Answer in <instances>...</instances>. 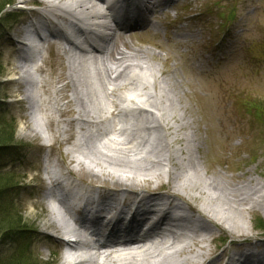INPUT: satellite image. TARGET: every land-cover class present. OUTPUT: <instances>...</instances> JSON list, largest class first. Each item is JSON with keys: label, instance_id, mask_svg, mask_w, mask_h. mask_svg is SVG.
Wrapping results in <instances>:
<instances>
[{"label": "rangeland", "instance_id": "374dc122", "mask_svg": "<svg viewBox=\"0 0 264 264\" xmlns=\"http://www.w3.org/2000/svg\"><path fill=\"white\" fill-rule=\"evenodd\" d=\"M45 1L14 0V7L6 10L16 11V16L10 19L15 21L16 26L10 23L0 34V64L4 67L0 95L7 98L5 102L9 105V113L18 123L16 140L21 143L20 150L25 154L23 164L9 168V171L18 177L13 182L17 193L11 194L18 207L19 226L31 231L26 234L29 237L26 250L29 262L57 264L64 248V243L53 237L57 229L53 221L57 216L49 203L56 202V198L50 199L46 194L51 177L76 180L77 187L72 194H115V198L120 195L131 198L133 192H143L149 195L156 193L160 200L172 196L180 209H172L170 217L173 214L185 215L191 221L211 229V235L206 238L209 251L192 264H227L241 253L242 239L257 237L264 242V232L256 231L254 227L255 219L264 223V117L256 119L255 111L246 106H249L248 102H256L264 107V63L259 62L264 51L261 45L264 38V0H172V4L160 6L148 15L145 24L128 27L120 33L124 45L119 43L116 49L141 55L148 51L144 56L155 72L138 73L139 81L147 86V90L155 89L151 88L152 82L157 87L167 81L168 95L174 108L167 121L172 127L170 130L161 127L150 129L154 124L145 116L156 115V112L148 107L143 96L132 93L129 88L120 90L117 95L125 98L135 96L132 99L140 108L133 109L125 101H118L117 108L128 111L129 115L113 117L112 109L94 76L92 63H84L80 75L93 83L98 107L103 111L95 115L94 107L88 106L90 114L84 115L75 105L69 104L71 92L66 89L58 103V108L65 110L57 117L51 109L53 104H50L52 91L66 83L67 65L73 63L59 47H52L44 56L38 72L29 74L28 79L22 81L21 72L31 64L24 58L22 31L30 22L42 19L41 15L47 10ZM63 1L55 2L57 10ZM224 6L235 7L237 20L232 25L228 24L223 13ZM101 10L99 5L98 13ZM63 41L60 37L59 42ZM80 54L73 56L79 58ZM129 75L133 76V73ZM100 79L103 81L104 77L101 75ZM34 85L37 88L36 97L28 102L23 95ZM79 89L85 96L86 88ZM36 107L37 122L43 119L45 125L34 132L31 130L30 113L35 112ZM139 109L146 111L139 113ZM102 117L108 120L99 124ZM113 123L124 130L131 125L150 129L126 130V137L134 139L136 143L139 139L142 141L136 145L134 156L127 157L125 162L150 165L157 159L160 150L165 148L182 167L187 168L188 159H191L196 171L188 172L193 182L218 179L225 193L224 187L246 183L256 206L250 211H247V206L241 210H225L227 219H232L238 226L231 228V221H225L222 229H216V220L204 210L203 204L171 184L167 176L171 165L164 167V163L153 167L162 175L161 179L141 189L85 183L83 180L91 175L78 171L70 163L67 152L80 144L81 134L87 136L88 146L95 151L103 150L102 146L112 151L115 146L109 139L114 135L108 133V142L94 135L97 124L109 129ZM92 154L99 157L95 152ZM108 154L113 160L121 159V155L114 152ZM74 155L86 160L84 155ZM87 158L90 160L94 157L89 155ZM0 160L3 161V158L0 157ZM90 161L85 162V167L96 171L97 168ZM121 172L118 169V173ZM160 188L164 192L160 193ZM53 189L60 195L62 191L69 190L58 185ZM216 198L219 206H229L223 192L217 194ZM62 200L74 215V211L66 206L63 196ZM61 210L63 219L62 206ZM229 230L233 233H229ZM8 247L0 243V257L7 253ZM245 248L246 244L243 252Z\"/></svg>", "mask_w": 264, "mask_h": 264}, {"label": "bare ground", "instance_id": "6f19581e", "mask_svg": "<svg viewBox=\"0 0 264 264\" xmlns=\"http://www.w3.org/2000/svg\"><path fill=\"white\" fill-rule=\"evenodd\" d=\"M56 1L59 0L45 1L46 3H44V5L46 4L45 7L47 10L44 15H41L42 19L63 17V15H58L56 13ZM134 1L135 2L132 1L131 3H134L135 5L139 2V0ZM76 2L79 9H85V11H87V16L90 20H99L101 18L98 17V6L103 4V1L76 0ZM140 2L144 9L143 12L145 13V18L139 21V25L145 24L148 15L153 14L154 10L160 6L172 4V0H141ZM124 15L126 16L127 13L124 12ZM133 24L131 25L133 27L139 26ZM126 27L116 26L115 30L112 32L109 25L106 27L105 30L108 32L109 37L105 48L102 51H97V48L91 47L92 53L100 55L98 58L87 55L84 50L80 51V57L76 58L73 56L75 54L60 47L66 52L69 61H72L73 63L67 65V72L65 73L66 77L64 78L66 83L61 86L60 89L57 88L52 91L50 104H53L51 105V109L57 117H60L62 111L65 110L59 109L58 103L61 93L66 89L71 92L69 104L72 103L75 105L76 109L84 115L88 116L90 114V111L87 110L88 106L94 107L92 109L94 111L93 114L95 115L101 114L103 111L98 107L93 83L88 81L86 77L80 75L84 63H92L94 65V76L98 80L104 98L112 109L111 115L113 117L116 118L119 114L125 116L129 115L128 111L119 110L117 108L118 101H126L124 96L119 97L117 93L122 89L129 88L132 93L138 96H143L148 107L156 112V115L149 114L148 116H145L146 118H150L154 124L150 129L160 127L169 130L172 129V127L167 124V121L172 116L174 110L173 101L168 95L167 81L162 82L163 85L160 86L159 84L157 87H155V83L152 82L151 88H155L152 91H148L147 86L139 81V72H155V68L149 63L148 58L144 56L148 51H145L143 53L144 55H141L136 52L134 53L133 51L129 52L122 49H116L119 43L124 45L120 33L126 31ZM130 73H133V76L129 75ZM101 75L104 77L103 81L100 79ZM81 87L86 88L85 96L84 93H82V90L79 89ZM85 97H87V99ZM25 99H29L28 102L32 100L28 96ZM139 111V113H142L146 110L139 109ZM37 113V107L35 112L33 111L30 113L32 123L30 124L31 130L34 132L45 125L43 119L42 121L38 120L39 123L37 122ZM107 120V118L102 117L99 124H104ZM179 120L183 121L182 117H179ZM84 123L85 122H83V124ZM99 124L96 125L94 136L101 137L108 142V133L114 135L113 138L109 139V141L114 144L113 146H115L112 151L106 150L104 146L101 147L103 150L100 152L95 151L88 146L86 142L87 136L85 137L84 134H81L80 144L76 146V148H73L72 151L67 152L66 155L69 158L70 163L74 164L78 171H84L91 175L89 178L87 177L83 180L85 183H89L91 186H113L116 188L129 186L131 188L141 189V187H146L153 181L161 179L162 175L157 173L153 167L155 166L157 168L164 163V167L171 165V168L167 173L171 184L182 189L195 200H199L203 204L204 210L216 220V224L214 225L216 229H222L225 221H231V228L235 229L238 226L235 225L236 222L232 219H227L225 216V210H241L243 206H247V211H250L256 206L251 195L252 191L246 183L231 184L230 188L224 187V190L226 191L225 193L222 190L223 187L219 184L218 179L205 182H201V180L193 182L194 179L190 178L188 172L189 170L196 171L193 163L190 161L191 159H188L189 163H187V168L182 167L174 158V155L165 148L160 150L159 156L157 159L155 158L150 165H142L141 163H136V165H134L125 162L127 157L134 156V153L137 152L136 145L142 141L139 139L136 143L134 139L126 137V130L134 132L144 129L145 131H148L150 129H146L143 126L131 125L124 130L119 129L115 123L111 124L109 129H106L107 126L101 127ZM182 125L185 124L183 123ZM80 126L82 128V124H80ZM60 132L61 131H58V133ZM81 138H83V140ZM62 141L64 140L62 139ZM167 143L168 142L166 141V144ZM79 149L84 152L81 153ZM94 152L96 155L98 154L99 157L94 156L92 154ZM109 152L121 155V159H119V161L113 160L109 156ZM75 153H79L81 156L84 155L83 157H85L86 160H82L79 155H74ZM89 155L94 157L93 159H90L91 161L87 158ZM86 161H90L97 170L94 171L93 169L86 168ZM118 169L122 171L121 174L118 173ZM50 179L46 193L47 197L50 199L56 198L58 205H61L64 208L65 217L62 221L65 223V226H67V221L72 219L73 215L70 209L66 208L63 204L61 195L56 193L53 188L57 186L58 183L66 184L65 187L69 188L68 192L71 193L73 192V189H76L77 187L76 180H57L52 177ZM222 192L224 193L228 202L227 205L229 204V206L222 207L217 204L218 199L216 196ZM157 197L156 193H153L152 195L147 194V196L141 198L138 203H144V200H148L149 198L157 200L159 199ZM126 198V200L129 201L130 198ZM108 199L114 201L115 194H111ZM171 208L172 207H170V209ZM172 209H180V207L174 205ZM53 222L56 223L55 220ZM81 224L83 225V223ZM57 225L58 224L56 223V226ZM229 233H233V231L229 230ZM210 235V227L201 223L193 222L185 215H179L176 219H171L169 212L164 211L161 214L160 222L154 223L143 235L106 242L96 250L95 256H90L89 261L90 264H192L196 260L204 257L209 251V244H207L206 238ZM242 240L244 243L240 244L242 245L241 253H239L238 257L230 259L227 264H232V262H238L239 264H264V242H261L258 238L251 237ZM245 244L246 251L243 252ZM77 247L83 250L93 248L89 243L80 244Z\"/></svg>", "mask_w": 264, "mask_h": 264}, {"label": "trees", "instance_id": "16d2710c", "mask_svg": "<svg viewBox=\"0 0 264 264\" xmlns=\"http://www.w3.org/2000/svg\"><path fill=\"white\" fill-rule=\"evenodd\" d=\"M12 6H14V0H0V34H3V30L7 29L10 23L16 26L15 21L10 20L16 16L14 15L16 11L7 12L6 10ZM224 10L223 13L227 16L228 22L235 20L234 6H224ZM261 45L264 49V38L261 40ZM259 62L264 63V51ZM3 70L4 67L0 64V79ZM6 100L4 95H0V157L3 158V161L0 160V243L8 245L9 249L4 256L0 257V264H31L30 257L26 256L27 242H29V237L26 234L31 231L19 226L18 207L16 208L14 196L11 194V192L17 193L18 189L13 186V182L18 177L9 171V168L23 164L25 154L22 153V149L20 150L21 143L16 140L18 123L15 117L10 115ZM248 104L247 108L255 111V118L264 117L262 105H258L256 102H248ZM254 222L255 229L264 232V223L260 219H255Z\"/></svg>", "mask_w": 264, "mask_h": 264}]
</instances>
